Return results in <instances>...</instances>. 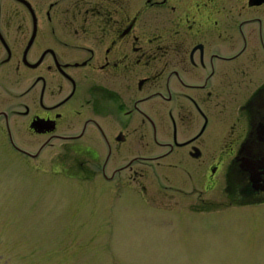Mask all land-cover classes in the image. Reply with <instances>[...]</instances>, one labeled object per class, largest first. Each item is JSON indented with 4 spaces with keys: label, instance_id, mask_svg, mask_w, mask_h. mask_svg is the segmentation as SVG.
<instances>
[{
    "label": "flooded vegetation",
    "instance_id": "af4514ba",
    "mask_svg": "<svg viewBox=\"0 0 264 264\" xmlns=\"http://www.w3.org/2000/svg\"><path fill=\"white\" fill-rule=\"evenodd\" d=\"M0 134L102 194L264 204V0H0Z\"/></svg>",
    "mask_w": 264,
    "mask_h": 264
},
{
    "label": "rangeland",
    "instance_id": "374dc122",
    "mask_svg": "<svg viewBox=\"0 0 264 264\" xmlns=\"http://www.w3.org/2000/svg\"><path fill=\"white\" fill-rule=\"evenodd\" d=\"M1 138L0 264H264V204L229 206L221 188L172 209L138 188L102 194L34 169Z\"/></svg>",
    "mask_w": 264,
    "mask_h": 264
}]
</instances>
